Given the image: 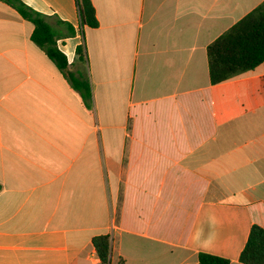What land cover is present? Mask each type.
<instances>
[{"label":"crops","instance_id":"obj_1","mask_svg":"<svg viewBox=\"0 0 264 264\" xmlns=\"http://www.w3.org/2000/svg\"><path fill=\"white\" fill-rule=\"evenodd\" d=\"M21 1L68 65L0 0V264H102L101 234L109 264H243L264 228V63L212 84L206 48L263 0H91L96 27L76 0Z\"/></svg>","mask_w":264,"mask_h":264},{"label":"trees","instance_id":"obj_2","mask_svg":"<svg viewBox=\"0 0 264 264\" xmlns=\"http://www.w3.org/2000/svg\"><path fill=\"white\" fill-rule=\"evenodd\" d=\"M18 14L33 25L31 40L36 43L63 71L67 70L65 54L58 48L60 35L47 20L46 15L27 6L21 0H3ZM81 25L96 27L98 20L91 0H76ZM72 33L70 24L62 22ZM209 78L212 84L220 83L233 76L251 70L264 63V0L232 26L207 45ZM76 53L83 58L84 44L76 46ZM72 83H76L72 80ZM88 95H89V88ZM97 255L102 264H109L111 237L101 234L92 238ZM239 261L243 264H264V228L252 224L247 241L240 252ZM196 264H230V260L206 252L198 253Z\"/></svg>","mask_w":264,"mask_h":264},{"label":"rangeland","instance_id":"obj_3","mask_svg":"<svg viewBox=\"0 0 264 264\" xmlns=\"http://www.w3.org/2000/svg\"><path fill=\"white\" fill-rule=\"evenodd\" d=\"M87 68V67H86ZM86 76H87V83H89L90 81V77H89V72H88V70L86 69Z\"/></svg>","mask_w":264,"mask_h":264}]
</instances>
